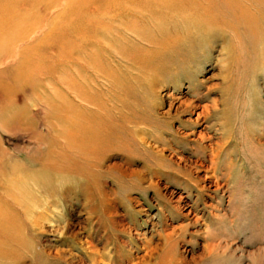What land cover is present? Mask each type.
<instances>
[{
	"label": "rangeland",
	"instance_id": "1",
	"mask_svg": "<svg viewBox=\"0 0 264 264\" xmlns=\"http://www.w3.org/2000/svg\"><path fill=\"white\" fill-rule=\"evenodd\" d=\"M142 1L0 0L27 37L0 50L1 213L25 235L0 264H264V0ZM142 28L181 41L148 98Z\"/></svg>",
	"mask_w": 264,
	"mask_h": 264
},
{
	"label": "bare ground",
	"instance_id": "2",
	"mask_svg": "<svg viewBox=\"0 0 264 264\" xmlns=\"http://www.w3.org/2000/svg\"><path fill=\"white\" fill-rule=\"evenodd\" d=\"M161 2V1H160ZM257 2H258V0H257ZM261 2V1H260ZM21 4V3H20ZM20 4H19V6H20ZM256 5V4H255ZM259 5V4H258ZM257 5V6H258ZM263 5V4H262ZM207 6H210V5H207ZM260 6V5H259ZM137 7H138V10L139 11H145L146 13H147V15H146V17H148V16H151V17H154L155 15H156V10H155V7L153 6V5H151V3H150V1H148V0H143L142 2H140L138 5H137ZM182 8H183V6H175V8L174 9H179L178 11H176V12H178V13H180V12H183V11H181L182 10ZM205 8V7H204ZM210 7H208V9H209ZM211 8H213V7H211ZM210 8V9H211ZM21 9V8H20ZM208 9H204L205 11H207L208 12ZM193 10H195V8H194V6H193V8H192V11ZM188 11H189V9H188ZM141 12H139L140 14H141ZM7 14H8V16H6L5 17V19L3 20V21H1V24H0V33H1V35H0V50H8L9 49V51H13L12 50V46L11 45H13L14 46V44H18L19 42H22L23 40H25L27 37L26 36H24V37H22V38H17L16 37V35L13 33V31L16 29V27H17V25H21V24H23L24 23V18L22 17V18H20V16L22 15L21 14V11L19 10V8L18 7H14V9L12 8V9H10L8 12H7ZM145 14V13H144ZM120 15V14H119ZM205 15V14H204ZM142 18V17H141ZM143 18H144V16H143ZM149 21V20H148ZM186 22L188 23V24H193V25H195L196 27H197V29H199L200 28V26H204L205 28H206V26H207V23L204 21V19H202V18H197V17H195V16H193V15H190L189 17H187L186 18ZM227 22V21H226ZM145 23H146V21H145V19L142 21V24L143 25H145ZM142 29H144V28H142ZM196 30V29H195ZM191 31L190 30H186V36H189V34H191L190 33ZM138 35L141 37L140 39H142L143 41L142 42H145L147 45H151V44H156V46L154 47L153 46V48L155 49L154 50V53H152L153 52V50L151 51V50H147V51H143V52H141V53H139V55H137V56H132L130 53H129V55L126 57L127 58V60H129V59H131V58H133V59H137L136 60V62L135 63H139L138 65H140L139 66V70L140 71H145V72H147V73H149L150 74V77H149V74L147 75L148 76V78H147V80H148V82L146 81V83H147V89L145 90V94L147 95L145 98H148V97H150V96H155V95H159V92H158V83H159V81H160V76H162V72L164 71V68H161V66H163L162 64H163V62L161 61V60H159L158 59V57H156V55H160V54H164L165 52L164 51H167L166 53H169V52H171V54L173 53V52H176V49L178 48V45L180 44L181 45V41L180 40H177L176 38L174 39V40H170L169 42H168V37H164V36H154V35H150V33H148V31L146 30V29H144L143 31H139L138 32ZM17 40V41H16ZM176 41H178V44L176 45ZM180 41V42H179ZM198 40L197 39H195L193 42H188V43H186V44H183L181 47H182V50H180V51H182V52H186V53H188V51H190V52H192L194 49H196V47H197V44H198V42H197ZM197 42V43H196ZM158 44V45H157ZM181 47H180V49H181ZM159 50H161V51H159ZM9 51H6V53L7 52H9ZM1 52V51H0ZM10 53V52H9ZM165 53V54H166ZM11 54V53H10ZM9 54V55H10ZM123 54H124V52H123ZM171 54H169V56H171ZM132 56V57H131ZM161 57H163L162 55H160ZM168 56V55H167ZM165 57V56H164ZM167 58V57H166ZM132 59V60H133ZM138 60H139V62H138ZM163 60V59H162ZM21 61H23V60H21ZM20 61V63L22 64V62ZM167 61V60H166ZM164 63H165V61H164ZM126 64L128 65L129 64V62H126ZM41 65V64H40ZM130 65V64H129ZM129 65L127 66V67H129ZM170 68V67H169ZM172 70V69H171ZM145 72H143V73H145ZM27 73H29V72H27ZM140 74L142 75V73L140 72ZM27 75V74H26ZM145 75V74H144ZM138 76V75H137ZM139 77V76H138ZM135 78V77H134ZM160 78V79H159ZM136 79V78H135ZM134 79V80H135ZM140 78H138V80H139ZM145 79H146V77H145ZM141 80H142V78L140 79V82H141ZM144 83V82H143ZM145 85V84H144ZM124 88L123 89H125V87L127 88V86H123ZM131 88V87H130ZM133 88V87H132ZM138 88V87H137ZM140 88H141V85H140ZM139 88V89H140ZM125 91H127L126 89H125ZM140 91H141V89H140ZM128 93V92H127ZM126 93V94H127ZM142 94V93H141ZM143 96V95H142ZM147 101V100H146ZM146 101H144L146 104H149V106H151V108H153L152 110H154V112H155V104H156V102H146ZM131 102V101H130ZM138 107V106H137ZM203 109H202V113L203 112H207V111H209L208 110V106L207 105H205V106H203L202 107ZM214 109H216V107H215V105H214ZM138 110V109H137ZM136 111V110H135ZM201 113V114H202ZM127 116H126V120H125V122H127V124H128V126H131V128H132V126L134 127H136L137 126V130L139 129V126L141 125L142 126V124L143 125H145L146 126V124L148 125V126H152V128L153 129H155V130H157L159 127H158V123H157V121H156V119H154V118H152V117H154L153 115H144L143 117H145V118H143L142 116H140V115H136V113H133V114H126ZM138 116H140V117H138ZM148 117H149V119H148ZM133 119V121H131V119ZM147 119H148V122L149 123H146V121H147ZM157 119H159L158 117H157ZM151 121V122H150ZM123 122H124V120H123ZM133 123V124H132ZM146 123V124H145ZM126 124V123H125ZM125 127H126V125H125ZM149 128V127H148ZM151 128V127H150ZM124 129V128H123ZM127 129H129V127L127 128ZM144 130V129H143ZM159 130V129H158ZM157 130V131H158ZM130 132H132L131 130H129ZM150 131V130H149ZM148 132V131H147ZM128 134V133H127ZM148 134V133H147ZM147 136V135H146ZM149 137V136H148ZM88 140H90V139H88ZM149 140V139H148ZM89 142V141H88ZM87 142V143H88ZM127 142V141H126ZM152 142V141H151ZM78 144L80 145V146H84V144H83V139H81V140H78ZM95 145V144H94ZM93 145V146H94ZM220 145L222 146V144L220 143ZM92 146V145H91ZM219 146V143H217V148H219L218 147ZM91 148V147H90ZM95 148V147H94ZM216 148V149H217ZM93 149V148H92ZM144 150V149H143ZM127 151H130L129 150V148H127ZM218 155H217V153L216 154H214V152H212V161H214L215 159H216V157H217ZM17 165V164H16ZM26 170V169H25ZM20 172H21V170H20ZM136 171H133V173H135ZM132 173V174H133ZM15 175V174H14ZM27 175V174H26ZM30 175V174H29ZM13 177V176H12ZM15 178V177H14ZM9 181V180H8ZM11 181V180H10ZM19 184V183H18ZM26 188V187H25ZM18 189V188H17ZM19 190V189H18ZM18 192H22V191H18ZM17 195V194H16ZM29 195V194H28ZM21 196H24V195H21ZM8 197V196H7ZM14 197V199L15 200H19V198L18 197H16V196H13ZM26 197V196H25ZM21 198V197H20ZM22 198H24V197H22ZM29 198H30V196H29ZM28 198V199H29ZM1 200L2 199H0V236H2L1 237V240H0V257L1 258H4V257H12V258H14V257H21L20 255L18 256L17 254V251H16V247L19 245V244H21L19 241L20 240H22V238H23V236H25V235H23L22 236V234H24V233H19L18 232V229H16L17 227H18V225H17V223H16V219H13V216H11V218L10 217H8L7 215H10V213L9 214H7L6 216H7V218L5 217V215L3 214V213H1V212H7L8 213V210H4V202L2 201L1 202ZM11 200V199H10ZM24 200H26V199H24ZM23 200V201H24ZM12 201V200H11ZM10 201V202H11ZM6 202L7 203H10L9 201H8V199H6ZM27 203V202H26ZM37 203V202H36ZM12 204H14V203H12ZM23 204V203H22ZM32 204H33V202H32ZM32 204H29V206L31 205L32 206ZM8 206V205H7ZM9 206H10V204H9ZM8 206V207H9ZM14 207H15V205H14ZM27 207V206H26ZM33 208V207H32ZM11 209V208H10ZM13 210V209H12ZM19 211V210H18ZM27 211H29V210H27ZM15 212V211H14ZM15 213H17V211L15 212ZM21 213V212H20ZM18 214V213H17ZM22 215V214H21ZM17 221H18V219H17ZM19 221H21V220H19ZM18 221V222H19ZM23 221V220H22ZM21 221V222H22ZM24 224V223H23ZM22 224V225H23ZM2 225V226H1ZM5 225H7V227L9 228L8 229V231L10 232V239L8 238V237H6L5 235H3V233H2V231L4 230V229H2V231H1V227H3V226H5ZM21 229V228H20ZM20 231V230H19ZM175 234V230H174V232H171V233H169V236H166V242H167V245H169V246H171L172 245V243H173V235ZM8 238V239H7ZM6 240V242H9V243H5L3 246H2V242H4ZM22 242V241H21ZM220 245H221V243L219 242V243H217V244H213V243H211V244H208L207 246H206V252L208 253V254H211V253H213V252H215V251H218V249L220 248ZM20 252V251H19ZM21 254V253H20ZM172 258V260H170V262H164L163 260H164V258H162V259H160V261H159V263L158 264H173L174 262L176 263V264H184V262H185V260L183 259V258H174L173 259V257H171ZM18 260V259H17ZM13 261V260H12ZM19 263V262H18Z\"/></svg>",
	"mask_w": 264,
	"mask_h": 264
}]
</instances>
